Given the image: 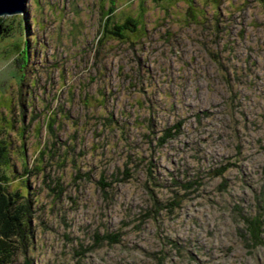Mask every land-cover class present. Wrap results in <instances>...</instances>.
<instances>
[{
    "label": "rangeland",
    "instance_id": "1",
    "mask_svg": "<svg viewBox=\"0 0 264 264\" xmlns=\"http://www.w3.org/2000/svg\"><path fill=\"white\" fill-rule=\"evenodd\" d=\"M109 11L137 30L105 35ZM0 16L9 188L33 211L9 263L264 264V0Z\"/></svg>",
    "mask_w": 264,
    "mask_h": 264
},
{
    "label": "trees",
    "instance_id": "2",
    "mask_svg": "<svg viewBox=\"0 0 264 264\" xmlns=\"http://www.w3.org/2000/svg\"><path fill=\"white\" fill-rule=\"evenodd\" d=\"M111 11L103 24L105 35L123 38L127 33L137 30L139 21L126 17L123 22H116L111 17ZM11 29L12 26L4 23L0 16V36L7 35ZM2 133L0 127V261L1 264H11L9 261L13 248L7 240L17 235L25 238V232L31 225L33 211L32 198L28 194H23L18 187L9 188L10 176L6 169L10 159V141Z\"/></svg>",
    "mask_w": 264,
    "mask_h": 264
},
{
    "label": "water",
    "instance_id": "3",
    "mask_svg": "<svg viewBox=\"0 0 264 264\" xmlns=\"http://www.w3.org/2000/svg\"><path fill=\"white\" fill-rule=\"evenodd\" d=\"M25 0H0V15L23 12Z\"/></svg>",
    "mask_w": 264,
    "mask_h": 264
}]
</instances>
